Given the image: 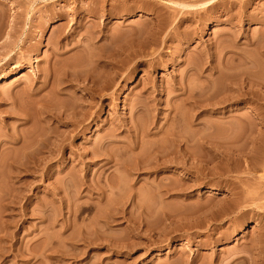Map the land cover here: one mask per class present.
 I'll list each match as a JSON object with an SVG mask.
<instances>
[{"label": "rangeland", "instance_id": "obj_1", "mask_svg": "<svg viewBox=\"0 0 264 264\" xmlns=\"http://www.w3.org/2000/svg\"><path fill=\"white\" fill-rule=\"evenodd\" d=\"M117 66L70 149L9 165L68 131L31 101L81 111L65 76ZM263 148L264 0H0V264H264Z\"/></svg>", "mask_w": 264, "mask_h": 264}, {"label": "bare ground", "instance_id": "obj_2", "mask_svg": "<svg viewBox=\"0 0 264 264\" xmlns=\"http://www.w3.org/2000/svg\"><path fill=\"white\" fill-rule=\"evenodd\" d=\"M144 1H147V0H144ZM171 3V2H170ZM171 5H173V4H171ZM177 5H179L180 7L179 8H182L183 9V7H181V5L180 4H177ZM190 5V4H189ZM175 6V5H174ZM184 6H186L187 7V9H188V7H189V9L192 7V6H194V4L190 7V6H187L186 4L184 5ZM177 7V6H176ZM186 7H184V9L186 8ZM194 8H196V7H194ZM188 9V10H189ZM191 9H193V8H191ZM190 9V10H191ZM176 12H178V11H176L175 10V13ZM158 17V16H157ZM158 19V18H157ZM160 19V18H159ZM158 19V20H159ZM157 20V21H158ZM161 20V19H160ZM159 20V21H160ZM156 21V22H157ZM158 21V22H159ZM180 21V23L179 24H181V20H179ZM178 21V22H179ZM184 21V20H183ZM157 22V23H158ZM160 22H162V20L160 21ZM159 22V23H160ZM158 23V24H159ZM158 24H157V26H158ZM179 24L177 25V27L179 26ZM161 25V24H160ZM57 62H54L52 65H50V68H49V70H48V72H54V71H56L55 69H56V66H57ZM121 65H122V67L124 66L125 67V65L124 64H122V63H120ZM120 65V66H121ZM153 66V65H152ZM118 67V66H117ZM119 68V67H118ZM118 68H116V70L118 69ZM119 69H121V68H119ZM123 69V68H122ZM122 69L120 70V71H118V72H116L115 71V73L113 74V76H107V75H105L104 73H105V70L104 71H102V72H104L103 74L101 73V70H100V73L102 74V76L100 77L99 76V78H96V80H87V83L86 84H84V79H81V78H79V79H73V77H74V74H68V75H66L65 76V78L67 79V78H69V79H67L68 81H69V83L71 84L70 86H72V83L74 82L76 85L75 86H77V87H81L82 88V90L84 91V94H83V96L85 97V99L87 100V101H85V104L86 105H84V107L82 108V110L81 111H76V110H73L70 114H66L65 112H62V111H58V108L56 107V105H53V104H47L46 103V100L45 101H42V99H39V100H35V101H31V103L30 104H37V106H40L39 107V113L41 114V115H44V118L46 119V118H49L50 120H52V121H54V122H56V123H59L60 125H61V127H63V128H65L66 130H68L66 133H64V134H61V135H58L57 134V131H52L55 135H53V136H48V135H45V134H40V135H37V136H34L32 139H23V138H26V137H23V138H21V142H22V145L24 146V148H26L27 150H30V149H32V150H30V152H29V154H28V156H27V160L25 161V162H12V163H10L9 165L11 166V167H13V168H21V167H23L24 169H27L28 167H32V168H34V169H37V168H41V170H45L46 168H48L51 164H52V161H54V160H56L62 153H64L67 149H70V144L68 143V144H66L65 143V140L67 139V137H69V138H72V135H75V134H77L81 129H83L84 127H85V123H88V122H91V121H93L96 117H97V114L99 113V110H101V109H103L102 107V104H104V101H106L108 98L107 97H111V99H113V97L114 96H116V92H117V90H118V82H117V80L119 79V77H122L123 75L122 74H120L119 72H121L122 71ZM123 71H124V69H123ZM122 71V72H123ZM46 76H47V74H46ZM46 76H45V74L43 75V79H44V82H43V86H45L47 83H49V82H47L46 83ZM84 77V76H83ZM125 77V76H124ZM57 79V75H54V78H53V82H54V80H56ZM123 80V79H122ZM60 81L61 80H58V82L56 83L57 84V87L56 88H58V86L61 84L60 83ZM147 82V81H146ZM145 82V83H146ZM149 82H147V84H148ZM52 85H53V83H51ZM88 84H90V85H88ZM150 85H151V82L149 83ZM145 85V84H144ZM67 86V85H66ZM146 87H147V85H145ZM144 87V86H143ZM66 87H62L61 86V88H60V90L59 89H57L58 90V92L60 91V92H62L64 89H65ZM145 88V87H144ZM150 88H151V90L153 89V87H151L150 86ZM150 88H147V89H150ZM146 89V90H147ZM228 89H233V88H228ZM111 91L110 93H107V91ZM145 90V89H144ZM148 91V90H147ZM147 91H145V92H147ZM233 91V90H232ZM187 94H189L190 96H188V95H186V97H191L192 99H193V96H191V92L190 91H188L187 90ZM190 92V93H189ZM34 93H36V91H34ZM6 95H4L5 97H7V94L8 93H5ZM186 94V93H185ZM28 95V98L29 97H31V95H34L33 94V90H31V93H29V94H27ZM5 97H2V98H4L5 99ZM197 97V96H196ZM199 97V96H198ZM198 97H197V99H198ZM212 98V95L211 96H207L206 97V99L207 98H209L208 99V101L207 100H205L206 102H210V100H212L211 98ZM8 98V97H7ZM191 98H186V100H190ZM191 99V100H192ZM197 99H194V101H197ZM224 100L222 101V99H221V101L219 100V102L221 103V104H223L222 102H224V103H226L225 101L228 99L229 101H231V100H233V99H231L230 100V98H227L226 99V97L225 98H223ZM226 99V100H225ZM97 100V102L98 103H96L95 101ZM200 99H198V102H201L202 104H203V102H205V101H199ZM227 100V101H228ZM19 101H22V100H19ZM144 101V100H143ZM228 101V102H229ZM192 102H193V100H192ZM198 102H195V103H198ZM218 102V103H219ZM19 104H20V102H18ZM25 103H28V101H26ZM135 103H137V101L135 102ZM194 103V102H193ZM194 103V104H195ZM219 103V104H220ZM12 104V103H11ZM198 104H200V103H198ZM44 119V120H45ZM229 127H231V125H229ZM124 128L126 129V131L127 132H133L134 130H135V125L133 124V123H130V122H128L127 123V125L126 126H124ZM255 139H257V138H255ZM26 140H31V141H26ZM102 141V143L100 144L99 143V145H101V146H99L100 148L99 149H101V147H106L105 145H106V143H108V142H106L107 140L106 139H102L101 140ZM100 141V142H101ZM250 141L253 143V139L251 140L250 139ZM262 145V144H261ZM103 147V148H104ZM236 148H238V149H242L243 147H236ZM264 149V148H263ZM42 150H45V152H41ZM98 149H94V151H91L90 153H88V155H95V154H97V151ZM240 150L238 151V152H240ZM241 151H244L243 149L241 150ZM252 152H254V151H252ZM251 152V153H252ZM243 154L245 153V152H242ZM241 152H240V154H242ZM44 155H46V156H44ZM244 155H246V154H244ZM246 158L248 157H250V156H245ZM247 158V159H248ZM253 158V157H252ZM245 160V161H248L249 163H250V161H254V160H252L251 158H249V159H251L250 161H249V159L248 160ZM263 159V158H262ZM259 160V159H258ZM263 160H261L260 162H262ZM257 162H259V161H257ZM243 163V161L242 162H240V166H241V164ZM252 163V162H251ZM254 164H259V163H256V160H255V162H253ZM245 164V165H247V169H246V167L245 166H243V167H245V172H244V170H243V173H246V174H248V175H250V176H252V172H254L255 173V171L257 170V169H259L260 167V165L258 166L259 168H257L256 170L255 169H252L251 168V166L253 165V166H255L254 164ZM263 163L264 162H262V165H263ZM261 164V163H260ZM251 165V166H250ZM257 166V165H256ZM243 168H241V170H242ZM255 170V171H254ZM242 172V171H241ZM240 172V173H241ZM255 175V174H254ZM249 177H247V178H244V179H248ZM242 179V178H241ZM241 179H239V183H241V184H244L243 182H241V181H245V180H241ZM250 179V178H249ZM247 181V180H246ZM249 182L251 181V179L250 180H248ZM254 181V180H253ZM237 182V183H238ZM236 183V184H237ZM238 183V184H239ZM256 183V182H255ZM262 185L264 184V183H262V182H260ZM240 184V185H241ZM246 184H248V182H246ZM246 184H244L243 186H245ZM261 184H258L259 186H261ZM235 185V184H234ZM250 185V184H249ZM251 185L252 186H254L255 184H253V182L251 183ZM257 185V184H256ZM257 185V186H258ZM236 186H238V185H236ZM264 186V185H263ZM255 187V186H254ZM237 188L239 189V187H236V189L235 190H237ZM257 189L260 191L261 190V188H259V187H257ZM237 191H239V190H237ZM242 192H244L243 191V189H242ZM241 192V193H242ZM255 192H257V191H255ZM238 193H240V192H238ZM240 193V194H241ZM252 193H254V191L252 192ZM252 193L249 195V194H247L245 197H247L246 198V200H250L249 202H251V201H255V200H257L256 198H254L253 197V195H255V194H253L252 195ZM236 194V193H235ZM234 194V196H236ZM261 194H262V192H261ZM263 194H264V192H263ZM263 194L262 195H260V196H262L263 197ZM248 195H249V197H248ZM239 196H241L240 198H242V196L243 195H238V197ZM258 197V202H259V200L261 199V197H259V195H257ZM237 197V198H238ZM253 198L254 200H252L251 198ZM236 198V202L235 203H237L238 202V200H239V202H241L242 201V199H241V201H240V199L238 198L237 199ZM262 200V199H261ZM238 202V203H239ZM241 204V203H240ZM242 204H246V201H245V203H244V198H243V201H242ZM241 204V205H242ZM250 204V203H249ZM251 204H252V202H251ZM236 205H238V204H236ZM235 205V206H236ZM240 205V206H241ZM241 208H243V206H241Z\"/></svg>", "mask_w": 264, "mask_h": 264}]
</instances>
